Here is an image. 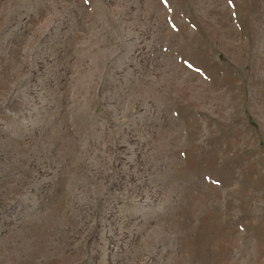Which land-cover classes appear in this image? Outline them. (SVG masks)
<instances>
[{
	"label": "rangeland",
	"instance_id": "rangeland-1",
	"mask_svg": "<svg viewBox=\"0 0 264 264\" xmlns=\"http://www.w3.org/2000/svg\"><path fill=\"white\" fill-rule=\"evenodd\" d=\"M0 264H264V0H0Z\"/></svg>",
	"mask_w": 264,
	"mask_h": 264
}]
</instances>
